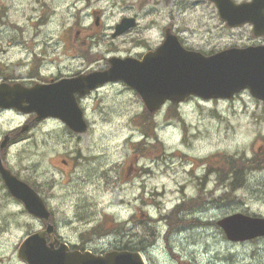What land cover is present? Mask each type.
<instances>
[{
    "label": "rangeland",
    "instance_id": "rangeland-1",
    "mask_svg": "<svg viewBox=\"0 0 264 264\" xmlns=\"http://www.w3.org/2000/svg\"><path fill=\"white\" fill-rule=\"evenodd\" d=\"M242 1L246 0H237ZM162 5L163 0H147L145 6L142 0H56L58 14L49 18L51 41L57 42L62 37V25L66 29L72 25L70 58H65V62L70 64L75 75L105 69L112 56L141 57L155 50L163 41L165 21L173 22L180 30L185 46L201 52L260 43L262 36H255L251 26L229 29L214 4L177 0L166 17L150 16L158 17ZM1 7L6 11L3 23L23 26L26 41L40 30L34 25L42 12L34 0H0ZM93 8H100L107 16L103 14L104 31L117 19L131 14L141 15L140 28L126 36L129 42L125 39L113 41L109 35L100 32H94L98 35H93L94 42L89 40L91 35L85 39L76 38L78 32L91 23L87 15ZM59 12L65 23L59 22ZM53 23L58 25L52 26ZM19 35L14 28L6 29L7 41L17 39ZM81 35L84 36L82 31ZM83 41L87 42L83 44ZM4 46L17 47L19 58L26 56L24 45L8 46L6 43ZM63 48L67 45H56L57 51ZM7 58L11 62L19 61L9 53ZM12 67L14 72L19 69V66ZM19 70L24 72L25 67ZM81 104L90 124L86 133L76 135L63 123L50 121L38 125L9 151L11 166L22 178L38 186L63 237L76 243L87 240L94 249L143 243L144 247L149 246L154 264L188 261L197 264H264V240L239 245L230 243L217 223L232 212L264 215V160L259 158L264 154L263 102L247 91L233 100L204 102L191 97L178 106L166 105L151 120L142 99L134 91L124 83H107L83 96ZM14 117L10 113L6 117L8 131L24 123L25 118ZM143 133H148L150 138H143ZM221 153L228 155L229 167L231 157L253 158L257 163L242 189H231L230 195L220 186L215 172L228 168L221 169L224 164ZM162 162L173 167L158 166ZM133 165L164 170V173L134 183V174H139L131 170L130 178L126 175ZM207 166L215 171L208 174V182L202 187L199 180L207 176L204 172ZM189 168H198V177L194 184L190 183L192 173L181 180L187 188L186 197H183L191 198L182 206L188 208L197 204L195 212L198 207L206 208L218 196L226 193L229 196L191 215L205 219L203 224H196L198 220L191 219L193 224H184L176 232L174 218H171L173 201L170 200L182 198L183 189L175 182L179 175H168L167 171ZM157 184L167 187V195L163 201L158 197L160 207L145 206L142 200L151 201L152 198L146 195L141 199L142 191L137 186H147L151 191ZM3 195L0 194V257L4 264H26L18 257V246L24 236L42 229L43 223L12 198ZM160 213L164 217H160ZM95 230L101 233L96 234Z\"/></svg>",
    "mask_w": 264,
    "mask_h": 264
},
{
    "label": "water",
    "instance_id": "water-1",
    "mask_svg": "<svg viewBox=\"0 0 264 264\" xmlns=\"http://www.w3.org/2000/svg\"><path fill=\"white\" fill-rule=\"evenodd\" d=\"M214 1L219 6L221 16L228 21L230 26L251 22L254 24L256 35L264 34V0H253L251 3L240 5L231 0ZM157 54L160 62L151 66L149 71L150 62L137 65L145 68V71L139 75L142 85H150V89L156 90V92L149 93L156 94L148 101L151 111L157 109L167 98L179 101L191 93L200 94L205 98H231L235 92L249 88L254 96L264 100V46L234 48L211 57H205L199 53L184 50L179 43L174 46L167 42ZM165 57L168 58L169 65L172 63V59L174 60L173 68L169 67L167 72L163 70ZM126 64L129 65V63ZM132 78L134 82L136 75ZM116 79L119 78L100 72L73 79L71 98H69V94L66 96V104L58 107L52 103L49 109L52 97L43 96L42 109L38 110V113L43 117L60 116L74 130L83 132L86 127L73 94L76 91L81 94L88 93L98 85ZM161 82H164L165 88ZM133 85L135 86V84ZM155 85H159L161 89H157L154 87ZM64 91L63 88L61 99L64 96ZM32 93L33 91L30 92V94ZM31 97L34 96H29V99ZM14 102L9 94V104H14ZM31 107L36 109L35 104H31ZM9 186L12 193L25 202L27 209L32 214L45 220L50 219V212L44 201L27 184L19 186L9 181ZM220 224L233 241H243L264 235V219L235 215L221 221ZM53 229V226H49L47 230L28 237L19 248L20 257L28 264H144L139 255L128 252L113 251L105 256H94L88 252L81 253L80 251L67 253V248L63 245L59 249H55L54 244H48L46 239V234H51Z\"/></svg>",
    "mask_w": 264,
    "mask_h": 264
},
{
    "label": "flooded vegetation",
    "instance_id": "flooded-vegetation-1",
    "mask_svg": "<svg viewBox=\"0 0 264 264\" xmlns=\"http://www.w3.org/2000/svg\"><path fill=\"white\" fill-rule=\"evenodd\" d=\"M38 5V10L42 12V15L38 18L37 24L34 26L40 30L36 31V34L32 36L29 41H26L24 37L25 28L21 25H10L7 26L3 23V15L6 14V11L3 7L0 8V90L2 88L14 85H21L24 88H33L37 85H46L53 84L56 81H59L63 78H69L72 75L70 64L64 65L62 61H65V58H69L70 55V45H71V26L69 28L63 29V37H60L57 42L51 41V35L49 34L50 27V16L56 15V0H34ZM69 1V0H67ZM71 6H69V11ZM55 20V19H54ZM171 26L173 22H170ZM54 23L52 24V26ZM14 28L20 33L19 37L15 40L7 41L6 29ZM44 29V30H42ZM42 30V31H41ZM64 30L66 35H64ZM264 39V38H262ZM67 45V48H63L61 51L56 50L57 44ZM7 43L8 46H12L14 43L19 45H24L26 50V56L19 58L18 49L15 46L5 47ZM12 58H17L19 61H10L7 58V54ZM63 59V60H62ZM12 66L25 67L24 72L22 70L13 71ZM69 68V72H66V69ZM9 110L5 107L0 108V120L7 114ZM27 122L34 123L35 114H28ZM6 124V120L0 121V157L3 161L11 168L13 173L19 176V173L16 172L12 166L8 163V147L6 149L2 148V139L6 135V132L2 131V127ZM19 134L13 135V143L17 142L16 138ZM20 177V176H19ZM21 178V177H20ZM5 189L7 192V186L0 174V190ZM237 190V189H232ZM208 207V206H207ZM206 207V208H207ZM205 207H198L196 211L201 209H206ZM195 211V212H196ZM192 219H197L196 224H203L201 218L191 216ZM60 235V234H59ZM61 236V235H60ZM64 238L63 236H61ZM65 239V238H64ZM73 246L82 248L83 245H74Z\"/></svg>",
    "mask_w": 264,
    "mask_h": 264
}]
</instances>
